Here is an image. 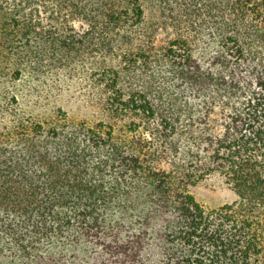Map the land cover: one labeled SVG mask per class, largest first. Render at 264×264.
<instances>
[{
    "label": "trees",
    "instance_id": "obj_1",
    "mask_svg": "<svg viewBox=\"0 0 264 264\" xmlns=\"http://www.w3.org/2000/svg\"><path fill=\"white\" fill-rule=\"evenodd\" d=\"M2 3L17 64L90 59L107 119L2 118L0 264H264V0ZM212 174L232 202L191 193Z\"/></svg>",
    "mask_w": 264,
    "mask_h": 264
},
{
    "label": "rangeland",
    "instance_id": "obj_2",
    "mask_svg": "<svg viewBox=\"0 0 264 264\" xmlns=\"http://www.w3.org/2000/svg\"><path fill=\"white\" fill-rule=\"evenodd\" d=\"M12 8L11 3L3 5L0 0V122L3 121L2 118H6L4 122L8 121L7 118L16 111L45 118L53 115L59 108H63L70 118L76 120L87 119L95 122L107 119L105 114L90 104V98L98 96L95 81L91 76L93 63L90 59L84 58L72 67L61 68L53 63L50 57L51 52H46L41 63L31 65L33 60L25 58L20 65L17 64V58L22 55L25 57L26 52L19 51L18 48L16 51L10 50L14 40L10 36H3L2 32L4 21L9 17ZM72 24L76 27L79 25L77 21ZM32 66L38 68L34 70ZM137 73V76H141V71ZM130 79L126 77L125 81L122 80L126 90ZM14 98L17 104L13 102ZM126 120L119 121L118 126ZM191 193L199 202L210 208L219 207L236 198L234 190L218 174L209 175L199 181L191 187ZM92 247L90 244L86 245L85 254L78 257L70 253L52 262H48L47 259L44 262L46 264H99L102 259L93 260V254L89 253ZM34 263L40 264L38 261Z\"/></svg>",
    "mask_w": 264,
    "mask_h": 264
}]
</instances>
